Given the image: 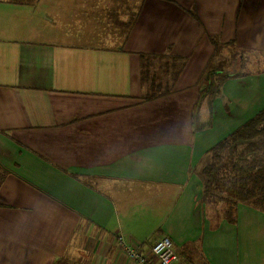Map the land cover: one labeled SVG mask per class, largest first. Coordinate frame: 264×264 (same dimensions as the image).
<instances>
[{"label": "crops", "instance_id": "obj_1", "mask_svg": "<svg viewBox=\"0 0 264 264\" xmlns=\"http://www.w3.org/2000/svg\"><path fill=\"white\" fill-rule=\"evenodd\" d=\"M258 56L264 0H0V264H134L118 237L163 236L172 264H264V210L200 175L264 111Z\"/></svg>", "mask_w": 264, "mask_h": 264}, {"label": "trees", "instance_id": "obj_2", "mask_svg": "<svg viewBox=\"0 0 264 264\" xmlns=\"http://www.w3.org/2000/svg\"><path fill=\"white\" fill-rule=\"evenodd\" d=\"M16 2H30L31 0H14ZM264 125V111H261L254 118L248 120L241 127L235 130L229 137L224 139L208 153L225 149L227 146H231L232 150L236 151V146L242 143L247 144V148L242 150L237 157L239 162L228 163V168H223L225 172L229 171V174L233 176L226 188L217 187V204L227 206V215L230 216L233 211V207L237 203H248L257 208L264 210V157L258 156V148L255 149L257 138L261 139L264 134V128L260 126ZM262 135V136H261ZM254 148V149H253ZM256 150V152H255ZM234 152V151H233ZM248 152L252 155V161L247 163L245 161V155ZM235 154V153H234ZM218 168L212 166H205L201 169L200 175L202 177L204 185V199L206 200V193L209 191V187L216 183L215 175ZM3 176L0 174V184ZM226 189V190H224ZM62 264V263H58Z\"/></svg>", "mask_w": 264, "mask_h": 264}, {"label": "rangeland", "instance_id": "obj_3", "mask_svg": "<svg viewBox=\"0 0 264 264\" xmlns=\"http://www.w3.org/2000/svg\"><path fill=\"white\" fill-rule=\"evenodd\" d=\"M260 57V63L264 64V57ZM259 63V62H258ZM253 64V63H252ZM257 67L258 65H254ZM248 66L244 67L242 66V69L247 68ZM260 128H264V125L261 124ZM264 135V134H262ZM261 135V136H262ZM247 148V144L242 143L236 146V151L232 150L231 146H227L225 149H220L218 151H214L211 153H208L204 159L203 164L200 167V170L205 167V166H212L215 168H218V171L216 172L215 175V180L216 183L212 185V187H209V191L206 193V202L211 205L217 207V187L226 188L225 186H228L230 183V180L233 178L231 174H229V171L225 172L223 168H228V163L230 162H239L238 165L244 164L239 161V158L241 159L242 157H237L240 152L244 149ZM254 148L257 149V157L261 155V157H264V136L261 137V139L257 138L256 144L254 145ZM253 148V149H254ZM234 151V152H233ZM256 152V150H255ZM235 153V154H234ZM247 155H245V161L247 163L252 161V155H250L248 152H246ZM243 159V158H242ZM226 190V189H224Z\"/></svg>", "mask_w": 264, "mask_h": 264}, {"label": "built area", "instance_id": "obj_4", "mask_svg": "<svg viewBox=\"0 0 264 264\" xmlns=\"http://www.w3.org/2000/svg\"><path fill=\"white\" fill-rule=\"evenodd\" d=\"M116 244L134 264H172L175 260L173 244L167 236L155 241L149 248V253H143L141 246L136 243H125L121 237L116 239Z\"/></svg>", "mask_w": 264, "mask_h": 264}]
</instances>
